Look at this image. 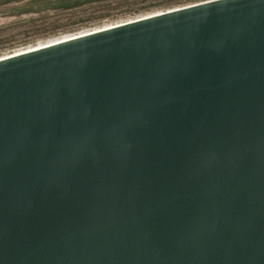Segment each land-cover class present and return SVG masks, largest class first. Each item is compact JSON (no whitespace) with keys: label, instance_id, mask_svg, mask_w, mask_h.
I'll use <instances>...</instances> for the list:
<instances>
[{"label":"water","instance_id":"1","mask_svg":"<svg viewBox=\"0 0 264 264\" xmlns=\"http://www.w3.org/2000/svg\"><path fill=\"white\" fill-rule=\"evenodd\" d=\"M0 264H264V0L0 59Z\"/></svg>","mask_w":264,"mask_h":264},{"label":"rangeland","instance_id":"2","mask_svg":"<svg viewBox=\"0 0 264 264\" xmlns=\"http://www.w3.org/2000/svg\"><path fill=\"white\" fill-rule=\"evenodd\" d=\"M209 0H0V58Z\"/></svg>","mask_w":264,"mask_h":264},{"label":"bare ground","instance_id":"3","mask_svg":"<svg viewBox=\"0 0 264 264\" xmlns=\"http://www.w3.org/2000/svg\"><path fill=\"white\" fill-rule=\"evenodd\" d=\"M203 3V2H202ZM199 4V3H198ZM193 5H196V4H193ZM188 6H192V5H188ZM188 6H184V7H188ZM183 8V7H182ZM176 9H180V8H175V9H172V10H168V11H173V10H176ZM167 11V12H168ZM161 13H164V12H158V13H154V14H151L149 16H146V17H142V18H139V19H143V18H147V17H150V16H154V15H158V14H161ZM138 20V19H137ZM135 21V20H134ZM118 25H121V24H116V25H109V26H106L104 28H99V29H95L93 31H90V32H86V33H80L79 35H76V36H66L62 39H59V40H54V41H51V42H48L47 44H41L35 48H38V47H42V46H46V45H49V44H53V43H57V42H60V41H64V40H68V39H72V38H75V37H79V36H83V35H87V34H90V33H94V32H98V31H101V30H105V29H109V28H113V27H116ZM35 48H32V49H35ZM32 49H28V50H24V51H20L18 53H14L13 55H16V54H19V53H22V52H26V51H29V50H32ZM13 55H8L6 57H2L0 59H3V58H7V57H10V56H13Z\"/></svg>","mask_w":264,"mask_h":264}]
</instances>
